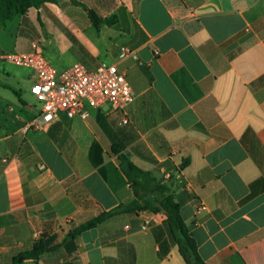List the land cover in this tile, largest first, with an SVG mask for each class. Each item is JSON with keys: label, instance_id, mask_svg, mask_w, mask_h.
Returning a JSON list of instances; mask_svg holds the SVG:
<instances>
[{"label": "crops", "instance_id": "obj_1", "mask_svg": "<svg viewBox=\"0 0 264 264\" xmlns=\"http://www.w3.org/2000/svg\"><path fill=\"white\" fill-rule=\"evenodd\" d=\"M81 4L116 19L96 26ZM35 44L64 69L117 63L135 100L26 131L42 109L35 74L3 57ZM121 46L139 59L120 61ZM122 155L168 188L205 264H264V0H61L2 16L0 264H187ZM37 243L38 259L15 262Z\"/></svg>", "mask_w": 264, "mask_h": 264}, {"label": "built area", "instance_id": "obj_2", "mask_svg": "<svg viewBox=\"0 0 264 264\" xmlns=\"http://www.w3.org/2000/svg\"><path fill=\"white\" fill-rule=\"evenodd\" d=\"M35 51L30 54H7L5 61L19 68L31 69L35 74V82L31 93L42 103L39 115L34 118L25 130H45L49 128L61 113L70 118L89 117V108H102L110 105L114 110L124 111L133 101L131 85L117 63L102 62L93 69L78 63L71 68L59 72L47 60L35 44ZM118 59L138 60V53L128 46H121ZM128 119L124 120L127 123ZM204 205L198 207L199 211ZM150 222L141 224L147 229Z\"/></svg>", "mask_w": 264, "mask_h": 264}, {"label": "trees", "instance_id": "obj_3", "mask_svg": "<svg viewBox=\"0 0 264 264\" xmlns=\"http://www.w3.org/2000/svg\"><path fill=\"white\" fill-rule=\"evenodd\" d=\"M61 0H0V21L2 16L7 15L11 16L14 13H20L26 15L31 8H39L45 3H59ZM85 9L87 7L84 4H81ZM89 16L92 21L99 26L101 23L112 24L113 20L116 19V16H113L108 19L101 20L93 10L87 9ZM117 150V147H114V151ZM122 161V167L126 175L129 177L136 193L138 196H142L143 193L148 191V188L151 183L150 174L139 169L126 155L120 157ZM157 188L164 192H168V188L158 185ZM144 203L141 205V210H151L155 213L164 211L167 215L165 224L168 226L171 236L174 242L179 246L180 253L187 264H205L203 261L199 250L198 245L194 237L190 234L189 228L186 226L184 219L181 214V207L175 198L171 194L163 196V199L159 202V206H152L150 202L140 198ZM114 213H106L99 217H96L87 223L83 224L77 230L72 232L70 236L74 237L80 235L82 232L89 229L95 228L105 220L113 216ZM45 247L37 243L34 249L30 252L19 255L16 259V263H22L26 259H38L40 255L45 252Z\"/></svg>", "mask_w": 264, "mask_h": 264}, {"label": "rangeland", "instance_id": "obj_4", "mask_svg": "<svg viewBox=\"0 0 264 264\" xmlns=\"http://www.w3.org/2000/svg\"><path fill=\"white\" fill-rule=\"evenodd\" d=\"M48 59H50V58H48ZM51 60V63H52V66L54 67V68H56L59 72H63V71H65V70H67V69H64L63 67H62V65L60 64V62L59 61H57V60H55L54 58H51L50 59ZM107 63H109L110 64V62H107ZM9 68L10 69H13V70H15V69H19L18 67H15V66H12V65H9ZM28 70H30L31 72H33L31 69H28ZM34 73V72H33ZM30 95H31V92H30ZM27 99V98H26ZM28 101H29V103H32V104H34L36 107H42V103L41 102H39L38 100H37V98L36 97H34V96H30L29 98H28ZM146 194H149L150 195V198H143L144 200H147L148 202H150V204L152 205V206H159V202L163 199V196L165 195H167V194H169V193H165L164 194V192H162V191H160L158 188H157V185H155L154 183H153V185H150L149 186V188H148V191L147 192H145ZM144 202V201H143Z\"/></svg>", "mask_w": 264, "mask_h": 264}]
</instances>
